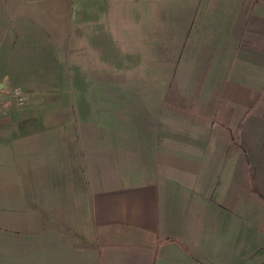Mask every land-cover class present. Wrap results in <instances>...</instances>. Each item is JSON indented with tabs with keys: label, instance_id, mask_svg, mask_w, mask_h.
Listing matches in <instances>:
<instances>
[{
	"label": "crops",
	"instance_id": "obj_1",
	"mask_svg": "<svg viewBox=\"0 0 264 264\" xmlns=\"http://www.w3.org/2000/svg\"><path fill=\"white\" fill-rule=\"evenodd\" d=\"M27 1L0 0V264H264V0L181 3L153 84L102 49L99 122Z\"/></svg>",
	"mask_w": 264,
	"mask_h": 264
},
{
	"label": "rangeland",
	"instance_id": "obj_2",
	"mask_svg": "<svg viewBox=\"0 0 264 264\" xmlns=\"http://www.w3.org/2000/svg\"><path fill=\"white\" fill-rule=\"evenodd\" d=\"M184 1L30 0L24 4L25 7L29 3L27 8L30 17L32 12L42 11L44 23L47 25L46 29L50 31H43L31 26L24 35L30 37L31 46H35L34 41H39L43 45L56 46L58 66L65 87L68 89L77 88L79 93L81 90L88 92L81 98L82 100L85 98L92 108L89 115L92 119L90 122H99L107 104L105 100L101 99L99 88L95 83V79L97 76H101V73H96L94 69L100 70V63L109 66L106 58H102V49L105 55H109L111 64L113 62L110 56L123 58L129 69L127 72L123 71L124 76H150V81L153 84L158 79L155 71L156 61L171 57V52L167 50V44L171 42V34L176 29H181L185 22V10H182L181 7V3ZM80 11H82L81 14H79ZM102 12L109 15V32L95 27V31H97L95 33L88 26V15ZM14 13H16V9ZM37 15L32 14V19H36ZM119 21L121 22L120 26ZM15 31H18L16 25ZM11 36L12 34H9L10 38ZM24 41L21 40L17 48H13L11 54L13 61L21 54L32 52ZM155 42H157L156 47H154ZM5 46L6 44L3 45V48ZM3 51L0 48V56ZM6 52L8 54V49ZM43 58L45 60L44 71H47L50 64L46 57ZM99 59L101 60L98 61ZM29 72L31 71L27 68L26 74ZM9 73L12 74L10 76L11 88L22 87V81L15 80L13 70ZM116 73L110 76L111 79H117ZM39 74L43 76V72ZM76 76H89L91 86L84 88V82L76 79ZM33 99L40 100L41 97ZM77 115L78 120H82L81 113H77Z\"/></svg>",
	"mask_w": 264,
	"mask_h": 264
},
{
	"label": "water",
	"instance_id": "obj_3",
	"mask_svg": "<svg viewBox=\"0 0 264 264\" xmlns=\"http://www.w3.org/2000/svg\"><path fill=\"white\" fill-rule=\"evenodd\" d=\"M8 89H9V83L8 82H5V83L0 85V92L7 91Z\"/></svg>",
	"mask_w": 264,
	"mask_h": 264
},
{
	"label": "built area",
	"instance_id": "obj_4",
	"mask_svg": "<svg viewBox=\"0 0 264 264\" xmlns=\"http://www.w3.org/2000/svg\"><path fill=\"white\" fill-rule=\"evenodd\" d=\"M10 91H11V90H10ZM10 93H12V92H10ZM19 95H20V94H19V90H14V91H13V96H14V97H19Z\"/></svg>",
	"mask_w": 264,
	"mask_h": 264
}]
</instances>
